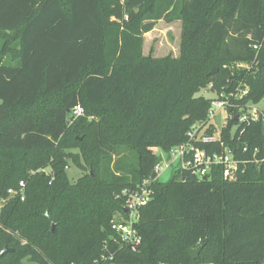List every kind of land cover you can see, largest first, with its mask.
<instances>
[{
  "label": "trees",
  "instance_id": "1",
  "mask_svg": "<svg viewBox=\"0 0 264 264\" xmlns=\"http://www.w3.org/2000/svg\"><path fill=\"white\" fill-rule=\"evenodd\" d=\"M159 21L181 23L175 58L142 55ZM209 84L232 117L217 142L191 143L262 156L261 120L234 130V116L264 98V0H0V251L12 249L0 264H93L115 251L114 264H262L264 164L246 163L235 181L220 166L150 179L154 149L186 144L195 125L211 134L215 98L196 96ZM68 162L84 171L75 181ZM20 181L24 200L8 199ZM144 181L152 198L133 252L114 243L111 222L121 191Z\"/></svg>",
  "mask_w": 264,
  "mask_h": 264
},
{
  "label": "built area",
  "instance_id": "2",
  "mask_svg": "<svg viewBox=\"0 0 264 264\" xmlns=\"http://www.w3.org/2000/svg\"><path fill=\"white\" fill-rule=\"evenodd\" d=\"M247 93L248 88L244 86L243 90H237L236 98L240 100L247 95ZM260 103H263V106H260ZM228 104L226 95L220 94L219 97H216L211 102L207 113V120L210 121L221 109L226 111ZM237 110L238 113L235 115L237 116V119L235 121L236 125L234 130H236L241 124H249L261 120V130L264 135V98L258 103L246 102L241 106H237ZM82 115L83 110L79 106L75 107L71 111L72 119ZM231 117L232 115H228V118ZM198 128L199 125L191 127L190 132L187 134L188 142L184 145L176 147L171 153L167 154L170 155V160L168 161L169 164L172 162H178L181 169L190 170L191 173L198 179H204L207 177L212 167L220 166L222 177L226 181H235L241 166H244L246 163H252L257 166L264 164V154L260 156L258 149H255L251 153V157L247 161H244L237 157L236 150H231L223 142L219 143L220 152H208L205 149L196 147L191 143V141L195 140L204 144L215 143L219 140L220 135V131L215 135H201L200 133H197ZM241 133L242 132L240 131L239 135H241ZM230 136L232 138L234 137L233 131H231ZM242 152H247V148H243ZM148 184V181H144L142 185L137 186L135 189H124L120 193V196L125 199L123 212L116 213V216L113 217L111 222V229L116 235L114 243H116L119 248H128L129 246H132L138 249V246L141 243V238L136 230V224L139 220V207L148 203L152 198V190L148 187ZM24 186V182L20 181L16 189H8V199L17 197L20 201H23ZM4 202L5 201L1 202L2 205ZM104 248H107V245H105ZM115 254L116 251L110 253L108 256H102L99 261H96L93 264H114L113 260Z\"/></svg>",
  "mask_w": 264,
  "mask_h": 264
},
{
  "label": "rangeland",
  "instance_id": "3",
  "mask_svg": "<svg viewBox=\"0 0 264 264\" xmlns=\"http://www.w3.org/2000/svg\"><path fill=\"white\" fill-rule=\"evenodd\" d=\"M180 33H181V23L173 22L167 23L164 21H159L156 23L154 29L144 35V41L142 45V55L144 57H151L152 59H162L165 57L175 58L179 54V44H180ZM236 67L244 68V65H236ZM223 95V94H222ZM196 96H202L206 99L216 98L215 92L212 90L211 84L205 88L200 89L199 93ZM220 96V95H219ZM260 106H263V103H260ZM228 115L223 109L219 110L214 117L210 120L212 124L211 134L215 135L219 133L220 129L225 126ZM91 119V118H89ZM175 149V148H173ZM170 150L169 153L173 151ZM71 154H77L78 150H69ZM153 152L156 155L161 156L162 161L155 167L154 172L156 173V178L160 182L167 181L173 170L180 168L178 162H166L167 153L154 149ZM46 173H49V168L45 169ZM66 173L70 181H75L80 177L84 171L76 167L71 162H68L66 167ZM2 203L0 202V208ZM116 216V213L114 214ZM23 264H37L27 260L23 261ZM264 264V261L262 262Z\"/></svg>",
  "mask_w": 264,
  "mask_h": 264
},
{
  "label": "water",
  "instance_id": "4",
  "mask_svg": "<svg viewBox=\"0 0 264 264\" xmlns=\"http://www.w3.org/2000/svg\"><path fill=\"white\" fill-rule=\"evenodd\" d=\"M215 72V69H212V71H210V74H213ZM237 119V116H235L234 118V121H236ZM170 160V155H167L166 156V162H168ZM156 178V173L153 172L150 179L153 180ZM126 212V211H125ZM54 226L52 225V230H53ZM203 248V244H200L198 247L196 248H191L189 251H188V255L191 259L193 260H196L199 256V253L201 251V249ZM129 250H132L133 252H136L137 251V248L135 247H132V246H129L128 247ZM12 252V249H9L7 247H4L1 251H0V258L6 254V253H10Z\"/></svg>",
  "mask_w": 264,
  "mask_h": 264
}]
</instances>
